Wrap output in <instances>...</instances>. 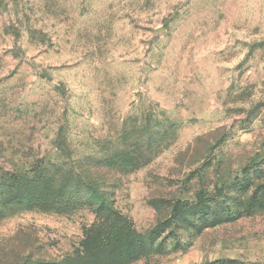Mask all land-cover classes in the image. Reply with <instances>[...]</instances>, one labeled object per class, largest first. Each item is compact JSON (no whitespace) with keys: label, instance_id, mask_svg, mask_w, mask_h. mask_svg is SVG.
<instances>
[{"label":"rangeland","instance_id":"rangeland-1","mask_svg":"<svg viewBox=\"0 0 264 264\" xmlns=\"http://www.w3.org/2000/svg\"><path fill=\"white\" fill-rule=\"evenodd\" d=\"M0 168L99 197L0 264H264V0H0Z\"/></svg>","mask_w":264,"mask_h":264},{"label":"trees","instance_id":"trees-1","mask_svg":"<svg viewBox=\"0 0 264 264\" xmlns=\"http://www.w3.org/2000/svg\"><path fill=\"white\" fill-rule=\"evenodd\" d=\"M55 180L53 179L52 182ZM51 181L43 179L39 173L31 169L21 172L0 168V215L6 216L17 211H30L35 208L57 214H67L80 207V196L84 194L85 204L97 203L99 197L95 196L90 188L68 194L66 188L60 190L51 186Z\"/></svg>","mask_w":264,"mask_h":264}]
</instances>
